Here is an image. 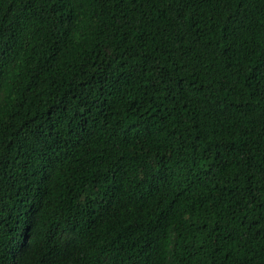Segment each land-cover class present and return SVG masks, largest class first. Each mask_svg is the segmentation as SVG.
I'll list each match as a JSON object with an SVG mask.
<instances>
[{
  "label": "trees",
  "instance_id": "trees-1",
  "mask_svg": "<svg viewBox=\"0 0 264 264\" xmlns=\"http://www.w3.org/2000/svg\"><path fill=\"white\" fill-rule=\"evenodd\" d=\"M0 264H264V0H0Z\"/></svg>",
  "mask_w": 264,
  "mask_h": 264
}]
</instances>
